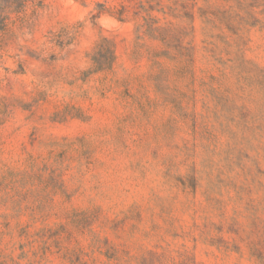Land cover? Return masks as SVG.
<instances>
[{
	"label": "rangeland",
	"instance_id": "rangeland-1",
	"mask_svg": "<svg viewBox=\"0 0 264 264\" xmlns=\"http://www.w3.org/2000/svg\"><path fill=\"white\" fill-rule=\"evenodd\" d=\"M0 264H264V0L10 11Z\"/></svg>",
	"mask_w": 264,
	"mask_h": 264
},
{
	"label": "trees",
	"instance_id": "trees-1",
	"mask_svg": "<svg viewBox=\"0 0 264 264\" xmlns=\"http://www.w3.org/2000/svg\"><path fill=\"white\" fill-rule=\"evenodd\" d=\"M28 0H20V2L18 3V6H16L15 8H12V4H4L3 0H0V31L3 29L4 27V22L6 20L7 15L10 13V11H15V9L21 8L24 6V4L27 2Z\"/></svg>",
	"mask_w": 264,
	"mask_h": 264
}]
</instances>
